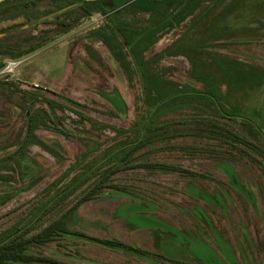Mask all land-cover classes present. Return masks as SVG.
Wrapping results in <instances>:
<instances>
[{"label":"rangeland","instance_id":"374dc122","mask_svg":"<svg viewBox=\"0 0 264 264\" xmlns=\"http://www.w3.org/2000/svg\"><path fill=\"white\" fill-rule=\"evenodd\" d=\"M117 5L0 4V242L73 232L8 264H264V0Z\"/></svg>","mask_w":264,"mask_h":264},{"label":"trees","instance_id":"16d2710c","mask_svg":"<svg viewBox=\"0 0 264 264\" xmlns=\"http://www.w3.org/2000/svg\"><path fill=\"white\" fill-rule=\"evenodd\" d=\"M120 1L121 0H94V1L81 0L82 3L88 4L93 10H96L98 12H109V13L112 12L113 15H115V12L119 11L116 9L118 8L117 4ZM91 9H89L88 12H91ZM117 25L118 27H120V29H123V33L121 34L122 36L121 44L123 45V43H125L128 50H134V48L136 47L137 50L140 52L141 46L139 41L128 40L127 39L128 37L126 36L127 33L128 35H130V33H136L138 31L132 30L131 28H126L125 26L122 27V25L119 24ZM138 36L139 34L135 35L134 38ZM134 55H136L135 50H134ZM216 101L218 100L216 99ZM184 171L187 173L189 172L187 170ZM102 187L103 185H98L96 189ZM81 201H79L77 205L73 207V209L78 207ZM28 233L29 232L14 234L9 236L7 239L3 240L2 242H0V264H8L10 262L32 263L39 261L60 263L58 260L55 259L43 258V257L40 258L31 255L28 253L29 248L35 244H44L46 242L52 241L56 236H61L63 234H72L73 232L69 230L67 226V221L64 220L63 218H59L53 221L52 223H50L49 225L43 227L41 230L37 231L36 233H33L31 235H29ZM77 234H79V236H82L83 238L101 243L113 249L132 252L138 255H142L144 253V250H142L141 248L131 246L119 240H108V239L103 240L97 237L86 235L84 233H77Z\"/></svg>","mask_w":264,"mask_h":264},{"label":"built area","instance_id":"2783aa9c","mask_svg":"<svg viewBox=\"0 0 264 264\" xmlns=\"http://www.w3.org/2000/svg\"><path fill=\"white\" fill-rule=\"evenodd\" d=\"M16 66H17V63H13V62H11V63L8 64V68L11 69V70H12L13 68H15Z\"/></svg>","mask_w":264,"mask_h":264},{"label":"water","instance_id":"95a60500","mask_svg":"<svg viewBox=\"0 0 264 264\" xmlns=\"http://www.w3.org/2000/svg\"><path fill=\"white\" fill-rule=\"evenodd\" d=\"M3 1H5V0H0V3H2ZM87 1H94V0H87ZM53 15V14H52ZM51 16V15H50ZM49 16V17H50ZM48 17V16H47Z\"/></svg>","mask_w":264,"mask_h":264}]
</instances>
